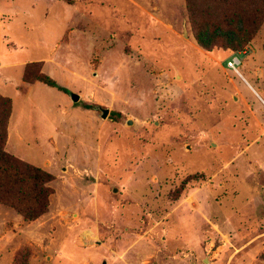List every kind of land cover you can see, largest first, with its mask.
Here are the masks:
<instances>
[{"label":"rangeland","instance_id":"rangeland-1","mask_svg":"<svg viewBox=\"0 0 264 264\" xmlns=\"http://www.w3.org/2000/svg\"><path fill=\"white\" fill-rule=\"evenodd\" d=\"M135 1L149 12L0 0L5 150L54 177L32 221L0 203V264H264V20L246 41L240 23L218 30L239 44L206 50L186 0ZM31 62L67 91L23 81Z\"/></svg>","mask_w":264,"mask_h":264},{"label":"trees","instance_id":"trees-1","mask_svg":"<svg viewBox=\"0 0 264 264\" xmlns=\"http://www.w3.org/2000/svg\"><path fill=\"white\" fill-rule=\"evenodd\" d=\"M186 9L194 39L206 50L222 44L228 47L239 44L231 33L220 35L218 30L224 31L233 23H240L246 41L264 20V0H186ZM22 80L40 81L67 91L48 74L40 72L35 62L25 65ZM9 116L10 99L0 95V203L15 209L25 221H32L46 212L51 194L49 183L54 177L5 150Z\"/></svg>","mask_w":264,"mask_h":264},{"label":"crops","instance_id":"crops-1","mask_svg":"<svg viewBox=\"0 0 264 264\" xmlns=\"http://www.w3.org/2000/svg\"><path fill=\"white\" fill-rule=\"evenodd\" d=\"M133 1L136 4H139V2H136L135 0H133ZM139 5H140V8H141V11L142 12L148 11L143 5H141V4H139ZM243 79L247 82V86L248 87H251V89L253 90V86L251 85V83L249 81H247L244 77H243ZM4 96L11 98V96L9 94H6ZM14 96L17 97V98L18 97H23L24 100H26L27 102H29L30 107H32L34 105L35 99L37 98L36 97L37 95H13V97ZM255 96L258 98L259 103H260L259 108L257 109L256 114H255L256 125L261 130L260 136H258L256 138V141L258 142V140H260V143L259 144H260L261 148L263 149L262 150V154L264 156V95H255ZM12 109H13V100H12ZM42 111H44V109H42ZM47 111L48 110H46V112ZM12 114H13V110H11L10 116L8 118V123H7V131H8V134H7V137H6V140L7 141L10 139L9 132L12 130V126H15L14 122L12 121ZM29 115L31 116V113H29ZM30 121H32V120L30 119ZM31 124H32V122H31ZM18 138H19L20 141H23L24 140L23 134H21L19 132ZM30 138H31L32 141H35L36 140L34 137H32V134H30ZM263 162H264V160H263Z\"/></svg>","mask_w":264,"mask_h":264},{"label":"built area","instance_id":"built-area-1","mask_svg":"<svg viewBox=\"0 0 264 264\" xmlns=\"http://www.w3.org/2000/svg\"><path fill=\"white\" fill-rule=\"evenodd\" d=\"M240 63H241L240 55L238 53H235L231 55L230 59H228L227 67L237 71V66L240 65Z\"/></svg>","mask_w":264,"mask_h":264},{"label":"water","instance_id":"water-1","mask_svg":"<svg viewBox=\"0 0 264 264\" xmlns=\"http://www.w3.org/2000/svg\"><path fill=\"white\" fill-rule=\"evenodd\" d=\"M70 97H71V99H72L73 101H77V100H79V95L76 94V93H74V92H71V93H70ZM101 111H102V113H101V117H102V118H106L107 115L109 114V110H108V108H102Z\"/></svg>","mask_w":264,"mask_h":264},{"label":"bare ground","instance_id":"bare-ground-1","mask_svg":"<svg viewBox=\"0 0 264 264\" xmlns=\"http://www.w3.org/2000/svg\"><path fill=\"white\" fill-rule=\"evenodd\" d=\"M243 77V76H242Z\"/></svg>","mask_w":264,"mask_h":264}]
</instances>
